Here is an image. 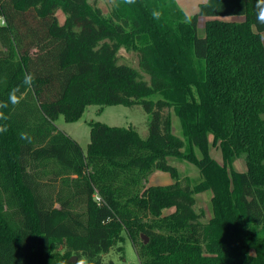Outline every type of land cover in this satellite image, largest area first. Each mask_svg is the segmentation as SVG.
Returning a JSON list of instances; mask_svg holds the SVG:
<instances>
[{
    "label": "trees",
    "instance_id": "1",
    "mask_svg": "<svg viewBox=\"0 0 264 264\" xmlns=\"http://www.w3.org/2000/svg\"><path fill=\"white\" fill-rule=\"evenodd\" d=\"M97 1L0 0V264H104L123 252L124 234L140 264H264V3L207 0L187 17L167 0L169 22H143L120 5L105 15ZM133 3L151 14L145 0ZM198 17L207 18L202 37ZM16 87L24 95L13 105ZM92 105L141 107L147 136L90 122L83 153L55 122L75 123ZM170 109L200 159L183 152ZM169 159L199 169L212 193L206 223ZM235 159L245 165L236 183ZM155 171L172 183L147 186Z\"/></svg>",
    "mask_w": 264,
    "mask_h": 264
},
{
    "label": "rangeland",
    "instance_id": "2",
    "mask_svg": "<svg viewBox=\"0 0 264 264\" xmlns=\"http://www.w3.org/2000/svg\"><path fill=\"white\" fill-rule=\"evenodd\" d=\"M151 14L145 13L144 9L138 7H133L134 3H127L126 0H99L96 3V7L100 8L105 15H108L113 7L119 6L125 13L135 14L143 22H151L156 18L159 21H170L169 16L166 12L167 0H145ZM158 14V15H154ZM59 24L64 22V15L59 11L56 15ZM230 21L242 22L243 17L235 16L229 17ZM207 21L205 17H198L197 19V35L202 37L204 35V24ZM4 20L0 18V25ZM262 41L264 43V34H262ZM0 50H2V45L0 43ZM120 61L124 62L131 67L138 69V59L134 53L127 52L121 49L118 53ZM146 78V77H145ZM153 99H156L154 97ZM171 116V126L172 133L182 139L186 140L183 135L182 127L179 123V119L173 111L170 109L168 111ZM90 122H100L108 126L134 128L138 134L145 138L147 136V125L148 116L139 106L125 107L121 105L117 106H107L100 107L96 105L88 106L83 112L82 117L79 121L75 123H66L63 117L60 116L55 122V127L64 132L66 135L71 137L80 147L83 153L86 152L87 145L89 143V123ZM186 154L192 152L198 159L202 157L201 152L195 146H189L186 143V148L183 150ZM210 157L215 160L218 164L222 165V155L218 148H211L209 151ZM169 164L174 166L177 170L178 176L181 179H187L195 191V211L201 215V221L206 223L212 216V193L209 189H206L203 183V178L201 177L199 169L186 159H169ZM228 173L232 176V182L236 183V177L240 172L245 171V165L242 159H235L232 161L230 167L228 168ZM172 183V179L169 174L160 171H155L152 173L146 185H167ZM123 252L117 253L115 250H111L107 255L103 256L104 264H140L136 251L134 250L131 240L126 234H124V242L121 244ZM62 252V250H61ZM76 257L72 256L71 258ZM122 257V258H121ZM70 258V259H71ZM84 261V260H83ZM74 262V263H75ZM84 264H87L84 261Z\"/></svg>",
    "mask_w": 264,
    "mask_h": 264
},
{
    "label": "clouds",
    "instance_id": "3",
    "mask_svg": "<svg viewBox=\"0 0 264 264\" xmlns=\"http://www.w3.org/2000/svg\"><path fill=\"white\" fill-rule=\"evenodd\" d=\"M126 2L127 3H133L134 0H126ZM261 3H264V0H261ZM257 8H258L257 19L261 23H264V7H261L260 4H258ZM154 15H158V14H154ZM33 80H34V75L30 72H25L22 83L25 86L26 90L32 89ZM17 93H20V95H18ZM23 95H24V93L21 92V89L19 87L13 88L9 92L8 102L13 104V105L19 104L20 100L23 98ZM7 107H8V103H0V109H4ZM0 119H6V117L3 115L2 112H0ZM5 131H7V127L6 126H0V132H5ZM20 136H21V139H24V140L28 141L29 143L31 142V137L27 133H21ZM81 264H83V261L81 262Z\"/></svg>",
    "mask_w": 264,
    "mask_h": 264
},
{
    "label": "crops",
    "instance_id": "4",
    "mask_svg": "<svg viewBox=\"0 0 264 264\" xmlns=\"http://www.w3.org/2000/svg\"><path fill=\"white\" fill-rule=\"evenodd\" d=\"M207 0H175L179 9L187 17L194 16L198 13L200 4L205 3Z\"/></svg>",
    "mask_w": 264,
    "mask_h": 264
},
{
    "label": "water",
    "instance_id": "5",
    "mask_svg": "<svg viewBox=\"0 0 264 264\" xmlns=\"http://www.w3.org/2000/svg\"><path fill=\"white\" fill-rule=\"evenodd\" d=\"M142 239L144 240V244H146V243L148 242V240H147L146 237L143 236ZM69 261H70L71 263H74V262H75V258L73 257V258H71Z\"/></svg>",
    "mask_w": 264,
    "mask_h": 264
},
{
    "label": "built area",
    "instance_id": "6",
    "mask_svg": "<svg viewBox=\"0 0 264 264\" xmlns=\"http://www.w3.org/2000/svg\"><path fill=\"white\" fill-rule=\"evenodd\" d=\"M98 200V199H97Z\"/></svg>",
    "mask_w": 264,
    "mask_h": 264
}]
</instances>
